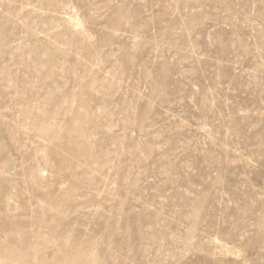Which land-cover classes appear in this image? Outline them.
Listing matches in <instances>:
<instances>
[{"label": "rangeland", "instance_id": "obj_1", "mask_svg": "<svg viewBox=\"0 0 264 264\" xmlns=\"http://www.w3.org/2000/svg\"><path fill=\"white\" fill-rule=\"evenodd\" d=\"M0 264H264V0H0Z\"/></svg>", "mask_w": 264, "mask_h": 264}]
</instances>
